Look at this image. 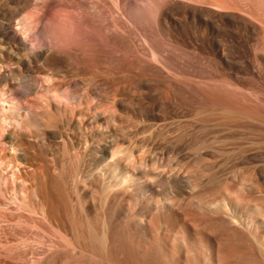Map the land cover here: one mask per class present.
I'll use <instances>...</instances> for the list:
<instances>
[{
    "label": "bare ground",
    "instance_id": "6f19581e",
    "mask_svg": "<svg viewBox=\"0 0 264 264\" xmlns=\"http://www.w3.org/2000/svg\"><path fill=\"white\" fill-rule=\"evenodd\" d=\"M151 2L162 29L166 0ZM118 7L0 0V116L23 179L0 213V264H264V139L254 128L234 137L231 126L182 122L173 92H132L131 82L129 92L72 88L119 62ZM28 142L51 151L57 173Z\"/></svg>",
    "mask_w": 264,
    "mask_h": 264
},
{
    "label": "rangeland",
    "instance_id": "374dc122",
    "mask_svg": "<svg viewBox=\"0 0 264 264\" xmlns=\"http://www.w3.org/2000/svg\"><path fill=\"white\" fill-rule=\"evenodd\" d=\"M130 1L138 15L136 25L130 24L126 14ZM250 5V21L204 11L198 20L187 21L182 15L193 31L173 33L179 19L167 15L162 30L149 14L154 6L151 0H118L116 12L123 35L119 62L104 63L108 71L93 80L72 79V88L129 92L131 82L132 92H173L175 104L169 108L182 122L231 126L234 137L244 135L241 129L247 126L255 129L248 134L264 139V0H250ZM3 111H9V103L0 100V115ZM8 122L0 116V213L11 207L9 185L18 187L23 182L17 176L19 151L5 138L11 127ZM26 145L39 159L49 158V169L57 173L48 148ZM0 225L9 231L7 222Z\"/></svg>",
    "mask_w": 264,
    "mask_h": 264
},
{
    "label": "crops",
    "instance_id": "0c3cea01",
    "mask_svg": "<svg viewBox=\"0 0 264 264\" xmlns=\"http://www.w3.org/2000/svg\"><path fill=\"white\" fill-rule=\"evenodd\" d=\"M204 11L224 12L244 21L252 18L250 0H167V15L179 19L177 26L171 29L173 33L193 31L192 24L184 23L182 15L186 16L187 21L193 17L198 20ZM181 41L184 39L181 38Z\"/></svg>",
    "mask_w": 264,
    "mask_h": 264
}]
</instances>
